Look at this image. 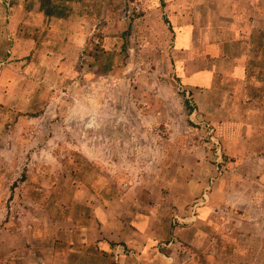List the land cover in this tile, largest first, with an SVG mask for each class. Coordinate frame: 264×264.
<instances>
[{"label": "crops", "instance_id": "crops-1", "mask_svg": "<svg viewBox=\"0 0 264 264\" xmlns=\"http://www.w3.org/2000/svg\"><path fill=\"white\" fill-rule=\"evenodd\" d=\"M117 3L0 0L5 57L80 53L88 24L116 12ZM141 3L142 21H130L126 31L140 23L150 33L158 29L164 41L169 35L175 78L192 107L190 121L208 132L219 160L208 167L210 174H187L186 200L175 208L127 204L122 214L116 198L104 199L108 183L100 185L92 193L95 204L79 209L89 215L78 216V205L68 204L66 226L55 225L54 235L32 224L20 251L0 236V264L264 263V220L257 216L264 212V0ZM204 159H212L209 149ZM136 188L146 192L144 185ZM245 242L253 246L246 250L240 245Z\"/></svg>", "mask_w": 264, "mask_h": 264}, {"label": "rangeland", "instance_id": "rangeland-1", "mask_svg": "<svg viewBox=\"0 0 264 264\" xmlns=\"http://www.w3.org/2000/svg\"><path fill=\"white\" fill-rule=\"evenodd\" d=\"M117 1L116 12L88 24L80 53L8 61L0 43V236L13 251L23 249L32 224L50 235L66 226L70 203L89 215L79 209L95 204L103 184L119 213L127 204L175 208L186 200L187 174H210L220 158L208 132L190 121L169 35L164 41L140 23L128 33L127 23L143 19L142 0ZM143 185L146 192L136 188Z\"/></svg>", "mask_w": 264, "mask_h": 264}]
</instances>
